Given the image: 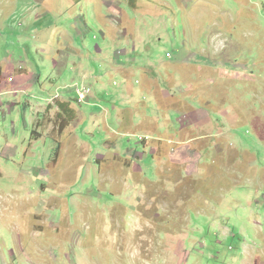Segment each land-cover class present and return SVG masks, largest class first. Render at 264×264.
Listing matches in <instances>:
<instances>
[{
    "label": "rangeland",
    "instance_id": "rangeland-1",
    "mask_svg": "<svg viewBox=\"0 0 264 264\" xmlns=\"http://www.w3.org/2000/svg\"><path fill=\"white\" fill-rule=\"evenodd\" d=\"M0 264H264V0H0Z\"/></svg>",
    "mask_w": 264,
    "mask_h": 264
},
{
    "label": "crops",
    "instance_id": "crops-1",
    "mask_svg": "<svg viewBox=\"0 0 264 264\" xmlns=\"http://www.w3.org/2000/svg\"><path fill=\"white\" fill-rule=\"evenodd\" d=\"M105 7L107 8V7H112V6H107V5H105ZM106 19H107V25H109V31L112 33V36H109L111 39H112V37L115 35V33L118 31V26L114 23V18H113V16L111 15H109L108 17H106ZM106 25V26H107ZM111 28V29H110ZM121 53V52H120ZM189 63V61H187V62H185V64H188ZM124 75H126L125 73H123ZM126 76H128V78L127 79H131V77H132V75H126ZM155 86V85H154ZM129 88H131V89H133L132 88V86L131 85H129ZM128 88V89H129ZM155 88H157V86L155 87ZM155 90V89H154ZM132 91V90H131ZM129 92H130V90H129ZM130 95H131V92H130ZM170 96V95H169ZM171 111H172V108L170 109ZM170 122H172V120L170 119ZM183 126H185V125H183ZM182 126V127H183Z\"/></svg>",
    "mask_w": 264,
    "mask_h": 264
},
{
    "label": "trees",
    "instance_id": "trees-1",
    "mask_svg": "<svg viewBox=\"0 0 264 264\" xmlns=\"http://www.w3.org/2000/svg\"><path fill=\"white\" fill-rule=\"evenodd\" d=\"M64 108H65V106H64V105H62V107H61L62 111L64 110ZM65 113H66V115H68L69 117H71V118H72V115H70V113H68L67 111H66Z\"/></svg>",
    "mask_w": 264,
    "mask_h": 264
},
{
    "label": "built area",
    "instance_id": "built-area-1",
    "mask_svg": "<svg viewBox=\"0 0 264 264\" xmlns=\"http://www.w3.org/2000/svg\"><path fill=\"white\" fill-rule=\"evenodd\" d=\"M78 94H79V101L80 102L84 101L83 99H81V97L83 96V94H81L80 92H78ZM84 99H85V96H84Z\"/></svg>",
    "mask_w": 264,
    "mask_h": 264
},
{
    "label": "clouds",
    "instance_id": "clouds-1",
    "mask_svg": "<svg viewBox=\"0 0 264 264\" xmlns=\"http://www.w3.org/2000/svg\"><path fill=\"white\" fill-rule=\"evenodd\" d=\"M81 93V92H80ZM81 94H83V93H81Z\"/></svg>",
    "mask_w": 264,
    "mask_h": 264
}]
</instances>
